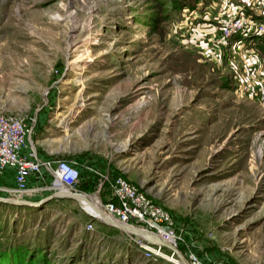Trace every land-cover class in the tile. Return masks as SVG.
<instances>
[{"label":"rangeland","instance_id":"374dc122","mask_svg":"<svg viewBox=\"0 0 264 264\" xmlns=\"http://www.w3.org/2000/svg\"><path fill=\"white\" fill-rule=\"evenodd\" d=\"M230 2L0 0V114L98 160L90 200L121 176L202 260L264 264V48L213 38ZM85 214L1 203L0 264H176Z\"/></svg>","mask_w":264,"mask_h":264},{"label":"built area","instance_id":"2783aa9c","mask_svg":"<svg viewBox=\"0 0 264 264\" xmlns=\"http://www.w3.org/2000/svg\"><path fill=\"white\" fill-rule=\"evenodd\" d=\"M217 14L215 21L218 29L213 35L217 40L224 41L234 36H241L238 41L252 40L254 35L264 37V0H241L236 7L223 8ZM29 135L30 130L21 118L0 114V177L10 169L14 182L12 187H0V190L14 196L31 194L33 190L27 186L28 177L35 175L42 181L43 170H47L52 175L48 187L50 190L56 192L66 189L79 192L77 185L80 177L76 166L66 160L41 161L28 139ZM108 182L109 196L100 204L106 214L124 224L154 232L177 248L178 245L182 246L184 256L190 264H236L223 260H202L174 230L171 217L165 209L121 176L111 178ZM156 224L158 226H155ZM163 226L170 227V231L161 229ZM91 227L92 224L88 223L87 228ZM129 237L147 258L166 256L163 254V248L151 246L142 238ZM170 255L173 262L180 264L173 253L170 252Z\"/></svg>","mask_w":264,"mask_h":264},{"label":"crops","instance_id":"0c3cea01","mask_svg":"<svg viewBox=\"0 0 264 264\" xmlns=\"http://www.w3.org/2000/svg\"><path fill=\"white\" fill-rule=\"evenodd\" d=\"M230 5L232 8H234L238 5V3L237 2L236 3L230 2ZM42 130L41 129L37 130L38 132L36 131L37 133L35 134V137L33 140L34 142L31 141V144L36 151L37 157L41 161H56L58 159L56 158L57 156H55V155H59L60 157H62L67 162L74 164L79 171L82 168H84L85 170H88L89 175L92 171H94V169H96V168H98V166H100V162L98 160H94L93 158L90 160H88V159L87 160L86 159L80 160V158H76L73 155L74 153L70 152L68 149L69 141H67V143H66L67 146H65L63 148L62 144H60L58 146L59 148L54 150V151L52 149L44 148L43 144H45V138L43 136L45 135V133ZM50 139L51 140H58V138H53V137H51ZM64 140H68V139H66V137H64ZM81 163H86V164L82 165ZM43 173H44V180H42V181L40 179H38L37 177H35V175H30L28 177L27 186L29 189L33 190L31 194L27 195L29 198L41 199V198L53 193V191L48 188L51 181H52V175L47 170H43ZM86 178L88 180H91L90 177H86ZM88 180L85 181L84 183H80V184L78 183L77 189L79 192L86 194V187L88 186L87 183L89 182ZM4 181L10 182L11 185L14 184L13 177H12V171L10 169H7L5 175L0 177V185H2V182H4ZM50 202H54V203L72 202L73 204H76L80 210L84 211L83 208L80 206V204L73 199L57 198V199L51 200ZM85 215L87 216L88 220L93 221V219H91V216L89 214H85ZM95 222H97V221L94 220V223ZM123 236H124L125 240H127V241L131 240L129 235L123 233Z\"/></svg>","mask_w":264,"mask_h":264},{"label":"water","instance_id":"95a60500","mask_svg":"<svg viewBox=\"0 0 264 264\" xmlns=\"http://www.w3.org/2000/svg\"><path fill=\"white\" fill-rule=\"evenodd\" d=\"M57 198L73 199L77 201L81 207H82L81 205L82 202H88V203L90 202L89 196L81 192L56 191L39 200L28 199L27 195H22V196H14V195H9V194L0 195V203L16 205V206L41 207L44 204L50 202L51 200L57 199ZM94 212L96 213L95 215H91L87 212L86 213L89 214L91 217L95 218L94 220L98 219L102 223L115 227L129 236L142 238L147 244L151 246H157V247L168 249L171 253L175 255V257L178 259L180 264H190L187 258L184 256V254L175 245L162 239L156 233L151 232L149 230L139 228V227H135L132 225L124 224L118 221L117 219L113 218L112 216L106 214L103 211V209H101V207L94 208ZM155 226H158V225L156 224ZM161 229H163L164 231H170V227L168 226H163L161 227Z\"/></svg>","mask_w":264,"mask_h":264},{"label":"bare ground","instance_id":"6f19581e","mask_svg":"<svg viewBox=\"0 0 264 264\" xmlns=\"http://www.w3.org/2000/svg\"><path fill=\"white\" fill-rule=\"evenodd\" d=\"M62 192H68V190L66 189H60ZM82 208L89 214L91 215H95L96 213L94 212V208H100V203L98 201V199L91 197L90 202H82L81 203ZM170 242V241H168ZM170 258V257H169ZM173 259V258H172Z\"/></svg>","mask_w":264,"mask_h":264},{"label":"trees","instance_id":"16d2710c","mask_svg":"<svg viewBox=\"0 0 264 264\" xmlns=\"http://www.w3.org/2000/svg\"><path fill=\"white\" fill-rule=\"evenodd\" d=\"M234 37H237L238 40H239L241 36H234ZM253 40H255L257 43L263 45V48H264V37L254 35V36H253ZM110 177H111V176H110ZM114 177H117V176L112 175V178H114ZM105 186H106V191H107L106 194H108V192H109V182H108V183H105ZM0 195H5V194H1V193H0ZM27 198L30 199L28 196H27ZM104 199H105V198H104ZM31 200H32V199H31ZM105 200H106V199H105ZM0 204H1V203H0ZM100 223H101V224H104V223H102V222H100ZM178 249L184 254V251H183L182 246L178 245Z\"/></svg>","mask_w":264,"mask_h":264}]
</instances>
